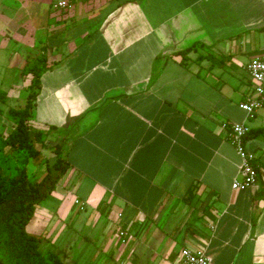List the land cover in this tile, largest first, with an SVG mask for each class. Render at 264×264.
<instances>
[{
    "label": "crops",
    "instance_id": "1",
    "mask_svg": "<svg viewBox=\"0 0 264 264\" xmlns=\"http://www.w3.org/2000/svg\"><path fill=\"white\" fill-rule=\"evenodd\" d=\"M262 54L264 0H0V89L25 107L43 60L31 124L71 164L27 230L66 264H264V106L239 107ZM227 122L253 132L245 191Z\"/></svg>",
    "mask_w": 264,
    "mask_h": 264
},
{
    "label": "trees",
    "instance_id": "2",
    "mask_svg": "<svg viewBox=\"0 0 264 264\" xmlns=\"http://www.w3.org/2000/svg\"><path fill=\"white\" fill-rule=\"evenodd\" d=\"M200 46L202 44L197 42L178 54L185 55ZM42 69L43 60H40L38 65L23 70L25 77L33 78L27 104L8 110L6 116L13 128L0 136V264H66L57 253L42 251L45 236L27 231L39 205L55 192L71 169L66 138L52 148L53 164L44 161V151L50 149L47 140L60 132L59 128L54 125L36 128L31 124L41 89ZM7 99V93L0 89V104H5ZM252 134L248 132L245 141ZM32 161L35 164L29 172ZM44 164L47 168L41 171Z\"/></svg>",
    "mask_w": 264,
    "mask_h": 264
},
{
    "label": "built area",
    "instance_id": "3",
    "mask_svg": "<svg viewBox=\"0 0 264 264\" xmlns=\"http://www.w3.org/2000/svg\"><path fill=\"white\" fill-rule=\"evenodd\" d=\"M60 7H67L68 3L65 1L59 2ZM247 71L254 83L253 93L248 95L239 107L253 118L257 111L264 106V54L254 57L247 64ZM223 129L227 132L228 140L236 148L241 156V167L239 177L233 182L232 188L235 191H245L258 184L259 175L258 169L255 165V156L253 153L247 151L245 147V138L249 132L244 124L238 123H224ZM76 205L81 210L84 206L80 201L76 200ZM118 236L122 243L126 242L128 233L125 229L120 228ZM178 264H214L201 249L185 248L181 252V259Z\"/></svg>",
    "mask_w": 264,
    "mask_h": 264
},
{
    "label": "rangeland",
    "instance_id": "4",
    "mask_svg": "<svg viewBox=\"0 0 264 264\" xmlns=\"http://www.w3.org/2000/svg\"><path fill=\"white\" fill-rule=\"evenodd\" d=\"M14 93L16 94V92H14ZM14 93L13 92H9V100H8L7 104H1L0 105V109L1 110H7L9 108H15V107H18L20 105L25 104V100H23V98L21 100H19V101L16 100L17 96H15ZM3 120H4V122H7V125L2 123ZM11 125H12V122H10L6 116L0 115V133H5L6 131L10 130L11 129L10 128ZM58 143H59V137L58 136H53L52 135L47 140V144L50 147V149L45 150L43 155H44V161L49 163L50 165L53 164V162L55 161V155H54V152H53L52 148ZM34 164H35V161H32V163L29 165V172H30V170H31V168H32V166ZM34 168H35V170L37 169L34 166L33 170H34ZM46 168H47V166H46V164H44L43 166L40 167V170L41 171H45ZM13 173H16V172L14 171ZM27 231H28V233L31 234V232L29 230H27ZM32 235L39 236L38 234H32ZM42 251L44 253L47 251V248L44 246V244L42 245Z\"/></svg>",
    "mask_w": 264,
    "mask_h": 264
}]
</instances>
